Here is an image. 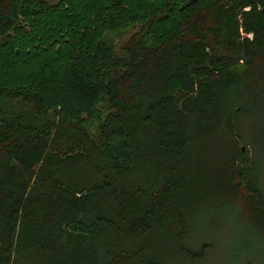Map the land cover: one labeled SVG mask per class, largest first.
<instances>
[{
	"label": "trees",
	"instance_id": "trees-1",
	"mask_svg": "<svg viewBox=\"0 0 264 264\" xmlns=\"http://www.w3.org/2000/svg\"><path fill=\"white\" fill-rule=\"evenodd\" d=\"M255 117L264 0H0V264H196L209 218L264 259Z\"/></svg>",
	"mask_w": 264,
	"mask_h": 264
},
{
	"label": "rangeland",
	"instance_id": "rangeland-1",
	"mask_svg": "<svg viewBox=\"0 0 264 264\" xmlns=\"http://www.w3.org/2000/svg\"><path fill=\"white\" fill-rule=\"evenodd\" d=\"M45 1L49 4H53L59 0ZM138 29L139 25H129L120 32L106 33L104 35V43L110 47L117 56H123L124 54L120 51V47L128 40L130 35ZM46 86L47 84L44 87L46 88ZM252 133L255 162L254 172L261 180L264 190V120L261 121L257 117L254 118ZM248 148L250 153H253L252 146L249 145ZM208 216L213 217L214 215L210 214ZM208 221L210 224H205L206 228L202 227L197 232L200 237L199 240H201V242H206L208 245L207 259L204 262H198L196 264H264V259L261 260L260 258L261 245L256 242L254 236L249 235L252 241L249 249H245L238 242L244 241V239H239V236L244 233V228L241 226L238 227V224L235 223L233 219L226 223H222V220L219 218H209L207 222ZM233 223L236 224V229ZM249 237H247V240ZM193 241H196V244H198L194 236Z\"/></svg>",
	"mask_w": 264,
	"mask_h": 264
},
{
	"label": "water",
	"instance_id": "water-1",
	"mask_svg": "<svg viewBox=\"0 0 264 264\" xmlns=\"http://www.w3.org/2000/svg\"><path fill=\"white\" fill-rule=\"evenodd\" d=\"M191 1H193V0H191Z\"/></svg>",
	"mask_w": 264,
	"mask_h": 264
}]
</instances>
